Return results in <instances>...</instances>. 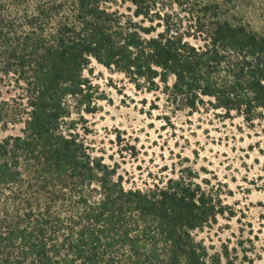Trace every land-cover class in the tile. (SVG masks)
I'll list each match as a JSON object with an SVG mask.
<instances>
[{"label": "trees", "instance_id": "1", "mask_svg": "<svg viewBox=\"0 0 264 264\" xmlns=\"http://www.w3.org/2000/svg\"><path fill=\"white\" fill-rule=\"evenodd\" d=\"M92 61L171 111L264 126V0H0V264H239L195 239L225 209L191 169L126 188L63 129L103 98Z\"/></svg>", "mask_w": 264, "mask_h": 264}, {"label": "rangeland", "instance_id": "2", "mask_svg": "<svg viewBox=\"0 0 264 264\" xmlns=\"http://www.w3.org/2000/svg\"><path fill=\"white\" fill-rule=\"evenodd\" d=\"M91 70L84 74L103 98L94 99L93 112L72 108L63 129L114 167L126 188H146L191 169L193 180L204 190L216 191L225 209L214 222L195 230V239L210 254L225 246L239 264H264L262 123L251 127L241 117L223 118L210 108L174 112L161 93L158 100L138 91L123 75L95 61ZM0 89L4 98L13 93L8 87ZM69 101L73 106L74 100ZM150 103L157 108L151 109ZM19 127L9 132L17 133Z\"/></svg>", "mask_w": 264, "mask_h": 264}]
</instances>
